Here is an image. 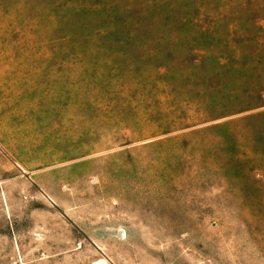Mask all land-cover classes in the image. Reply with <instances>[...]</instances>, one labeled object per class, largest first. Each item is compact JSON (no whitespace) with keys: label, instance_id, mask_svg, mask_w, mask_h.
I'll list each match as a JSON object with an SVG mask.
<instances>
[{"label":"rangeland","instance_id":"obj_1","mask_svg":"<svg viewBox=\"0 0 264 264\" xmlns=\"http://www.w3.org/2000/svg\"><path fill=\"white\" fill-rule=\"evenodd\" d=\"M0 264H264V0H0Z\"/></svg>","mask_w":264,"mask_h":264}]
</instances>
